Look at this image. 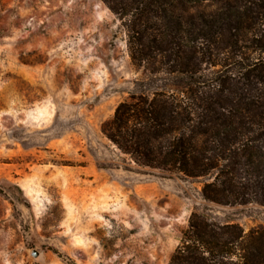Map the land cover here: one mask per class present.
Instances as JSON below:
<instances>
[{"label": "rangeland", "instance_id": "374dc122", "mask_svg": "<svg viewBox=\"0 0 264 264\" xmlns=\"http://www.w3.org/2000/svg\"><path fill=\"white\" fill-rule=\"evenodd\" d=\"M220 1L0 0V264H170L192 246V214L222 241L229 225L245 236L264 227V206L206 201L211 176L139 167L102 133L119 104L163 90L183 98L186 83L219 69L167 73L185 52L175 23L196 46L198 15ZM263 42L259 30L246 35L234 61L264 56ZM243 245L228 246L227 258L204 256L241 264L257 255L250 240Z\"/></svg>", "mask_w": 264, "mask_h": 264}, {"label": "trees", "instance_id": "16d2710c", "mask_svg": "<svg viewBox=\"0 0 264 264\" xmlns=\"http://www.w3.org/2000/svg\"><path fill=\"white\" fill-rule=\"evenodd\" d=\"M220 2L214 13L198 15L196 46L195 37L175 23L177 32L184 35L180 39L185 52L178 68L167 73L199 75L203 64L219 69L210 78L200 76L191 81L195 85L186 83L188 95L183 94V98L163 90L151 98L119 104L113 118L103 124L102 133L139 167L155 168L169 176H211L212 182L201 189L206 201L224 206H264V157L257 155L259 145L264 148V56L248 61L239 52L234 61L237 54H233L246 35L259 30L264 36V0ZM209 47L216 52L209 53ZM218 50L230 51L231 56L219 60ZM170 138L171 142L163 143ZM247 165L250 172L244 168ZM189 230L192 246L178 248L170 264H217L204 254L216 252L218 257L227 258L231 254L228 246H240L243 251L246 240L256 245L257 255L240 257L241 264H256L264 248V227L245 236L239 227L229 225L222 229L229 232L228 239L222 241L202 216L192 214Z\"/></svg>", "mask_w": 264, "mask_h": 264}]
</instances>
